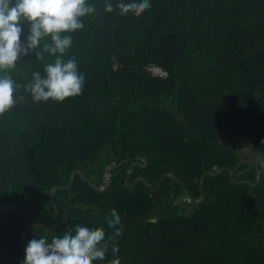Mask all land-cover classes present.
<instances>
[{"label":"trees","instance_id":"16d2710c","mask_svg":"<svg viewBox=\"0 0 264 264\" xmlns=\"http://www.w3.org/2000/svg\"><path fill=\"white\" fill-rule=\"evenodd\" d=\"M112 2L72 33L78 96L24 90L47 53L6 70L23 99L0 114V264L76 220L112 236L113 208L122 264H264V0Z\"/></svg>","mask_w":264,"mask_h":264},{"label":"clouds","instance_id":"9594fccd","mask_svg":"<svg viewBox=\"0 0 264 264\" xmlns=\"http://www.w3.org/2000/svg\"><path fill=\"white\" fill-rule=\"evenodd\" d=\"M90 1L93 0H0V114L23 99L17 94L22 85L6 70L15 68L24 57L43 59L44 53L54 57L52 62L43 65V74L33 71L31 79L23 85L33 102H62L81 93L85 76L78 68L77 59L65 58V53L72 47V33L84 28L83 18L96 11ZM117 2L123 10L132 8L137 13L151 7V0ZM113 9L112 0H104V12L110 13ZM112 164L106 167L109 171L103 172L105 189L110 172L120 165ZM103 184L102 180L98 190L103 191ZM106 223L114 230L112 236L120 235L122 225L115 208L110 209ZM112 236L106 237L101 226L76 220L58 234H52L50 239L48 235L29 239L20 264H95L102 260L108 264L111 257L109 264H119V261L122 264L126 248L120 251V245L110 244Z\"/></svg>","mask_w":264,"mask_h":264},{"label":"water","instance_id":"95a60500","mask_svg":"<svg viewBox=\"0 0 264 264\" xmlns=\"http://www.w3.org/2000/svg\"><path fill=\"white\" fill-rule=\"evenodd\" d=\"M150 68L152 69V71H153V74L154 75H156L157 77H159V78H165L166 76H167V73H165V71H164V69L163 68H161V67H158L157 65H155L154 63H151L150 64ZM142 160H143V164H142V166H145V160L142 158ZM110 169L109 168H107L106 170H105V172H107V171H109ZM105 174V173H104ZM104 174H103V178H102V180H103V186H104V188H102L101 190H104L105 189V187L107 186L106 185V183H105V177H104ZM172 176V175H171ZM203 200V198L202 197H199V199H198V201H194V200H191V198H189L188 196H187V201H191V202H194V203H199V202H201Z\"/></svg>","mask_w":264,"mask_h":264},{"label":"rangeland","instance_id":"374dc122","mask_svg":"<svg viewBox=\"0 0 264 264\" xmlns=\"http://www.w3.org/2000/svg\"><path fill=\"white\" fill-rule=\"evenodd\" d=\"M243 150H244V152H245V153H248V150H247V148H246V147H244V149H243ZM249 157H251V158H252V155H249ZM258 158L260 159V158H261V156H258Z\"/></svg>","mask_w":264,"mask_h":264},{"label":"bare ground","instance_id":"6f19581e","mask_svg":"<svg viewBox=\"0 0 264 264\" xmlns=\"http://www.w3.org/2000/svg\"><path fill=\"white\" fill-rule=\"evenodd\" d=\"M113 165V164H112Z\"/></svg>","mask_w":264,"mask_h":264}]
</instances>
